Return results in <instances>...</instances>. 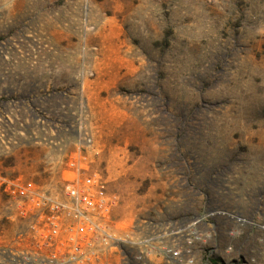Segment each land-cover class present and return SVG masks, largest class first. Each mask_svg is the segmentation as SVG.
<instances>
[{
    "label": "rangeland",
    "instance_id": "obj_1",
    "mask_svg": "<svg viewBox=\"0 0 264 264\" xmlns=\"http://www.w3.org/2000/svg\"><path fill=\"white\" fill-rule=\"evenodd\" d=\"M195 106L217 130L193 144L197 179L198 166L235 155L226 193L240 207L255 193L264 198V0H0L1 171L38 181L57 151L48 136L71 151L91 137V167L119 200L118 233L142 232L161 218L166 238L176 232V204L185 201L200 217L206 201L183 194L181 154L164 123V109L174 116ZM4 205L0 253L14 247L19 225L4 217ZM211 223L199 231L211 233ZM227 228L213 255L210 243L198 244V264H211L207 257L235 264L243 237ZM149 255L148 264H169Z\"/></svg>",
    "mask_w": 264,
    "mask_h": 264
},
{
    "label": "built area",
    "instance_id": "obj_2",
    "mask_svg": "<svg viewBox=\"0 0 264 264\" xmlns=\"http://www.w3.org/2000/svg\"><path fill=\"white\" fill-rule=\"evenodd\" d=\"M45 142L57 151L49 154L43 178L24 179L0 170L4 217L19 223L14 247L2 250L0 264H117L118 252L121 264H148L152 251L163 255L169 264H198V244L210 243V255L218 252L220 233L229 225L247 234L233 263L264 264V198L259 193L251 195L245 207L210 205L193 220L192 248L175 249L168 239L179 231L161 238L160 227L164 225L159 220L147 223L142 232L118 233L114 212L119 200L91 167V152L95 150L91 137H79L72 151L63 139L48 138ZM227 189L223 199L231 202L235 198ZM212 219L221 223L209 224L211 233L200 232ZM230 253L231 247L225 256Z\"/></svg>",
    "mask_w": 264,
    "mask_h": 264
},
{
    "label": "trees",
    "instance_id": "obj_3",
    "mask_svg": "<svg viewBox=\"0 0 264 264\" xmlns=\"http://www.w3.org/2000/svg\"><path fill=\"white\" fill-rule=\"evenodd\" d=\"M18 98H2L1 102L16 100ZM204 107L195 106L190 110L183 109L176 115H169L166 109L164 123L167 128L168 141L173 144V153L181 154L177 156V165L180 174L181 172L186 179V185L183 186V194L187 196L200 195L205 196L206 201L202 207V214L209 208L210 205H218L227 208L233 207V201L224 200L223 191L227 189L226 175L232 173L233 165L236 163L235 155L221 159L218 163H209L204 166H198V172H203L202 179H197L196 167L193 162H190L189 157L195 151L193 144L196 140L204 138H211L213 134L217 133L215 121L207 119L204 112ZM185 153V154H184ZM187 192V193H185ZM197 210V207H196ZM194 213L191 212L190 215ZM215 223L216 220L212 219ZM213 262V260L211 261Z\"/></svg>",
    "mask_w": 264,
    "mask_h": 264
},
{
    "label": "crops",
    "instance_id": "obj_4",
    "mask_svg": "<svg viewBox=\"0 0 264 264\" xmlns=\"http://www.w3.org/2000/svg\"><path fill=\"white\" fill-rule=\"evenodd\" d=\"M31 99H32V96L30 97V100ZM13 103H15V102H13ZM20 106H18V105L13 106L14 110H19ZM25 106H27V105H25ZM27 109H29V113H31V114L35 113L34 111H32L31 107L28 108V106H27ZM67 122H66V124H67ZM56 137L57 136H55V135H51V136H48L47 139L48 138H56ZM174 209H176V213H175V215H173L174 219H173V222L171 224H172V226H174L175 231L176 232L179 231V233H177L172 239H168V242L169 243L172 242L175 249L179 248L180 246L183 247L184 249L192 248L191 240L189 237H192L194 229H195V227L193 226V220L196 216V213H194L193 215H190L191 212H193V211L191 210V207L188 208V206L185 204V201H182L181 203L176 204ZM183 219H185L188 222L187 226H185V228H183ZM163 220H165V219H163ZM163 220L160 218L159 221H163ZM215 223H217L219 225L221 222L218 221ZM181 230L182 231L184 230L183 234H182ZM220 236H221V238L219 239V245L222 246L223 245L222 237H224V236H226L227 238L229 237V228H227V227L223 228L222 232L220 233ZM239 236H241V238L243 237V241L240 243V247H241L247 241V234L240 233ZM225 241H227V240H225ZM226 246L231 247V244L229 243V245H228V243H227ZM211 261H212V259H209V262L211 264H217V260L213 259V262H211Z\"/></svg>",
    "mask_w": 264,
    "mask_h": 264
},
{
    "label": "water",
    "instance_id": "obj_5",
    "mask_svg": "<svg viewBox=\"0 0 264 264\" xmlns=\"http://www.w3.org/2000/svg\"><path fill=\"white\" fill-rule=\"evenodd\" d=\"M209 152H211V153H218V149H213V150H210Z\"/></svg>",
    "mask_w": 264,
    "mask_h": 264
},
{
    "label": "flooded vegetation",
    "instance_id": "obj_6",
    "mask_svg": "<svg viewBox=\"0 0 264 264\" xmlns=\"http://www.w3.org/2000/svg\"><path fill=\"white\" fill-rule=\"evenodd\" d=\"M228 190V189H227Z\"/></svg>",
    "mask_w": 264,
    "mask_h": 264
}]
</instances>
